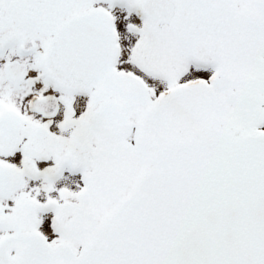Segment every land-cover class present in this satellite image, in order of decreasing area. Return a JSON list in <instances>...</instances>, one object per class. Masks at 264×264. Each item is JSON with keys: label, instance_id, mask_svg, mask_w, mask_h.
Wrapping results in <instances>:
<instances>
[{"label": "snow or ice", "instance_id": "6c2138e0", "mask_svg": "<svg viewBox=\"0 0 264 264\" xmlns=\"http://www.w3.org/2000/svg\"><path fill=\"white\" fill-rule=\"evenodd\" d=\"M0 264H264V0H0Z\"/></svg>", "mask_w": 264, "mask_h": 264}]
</instances>
